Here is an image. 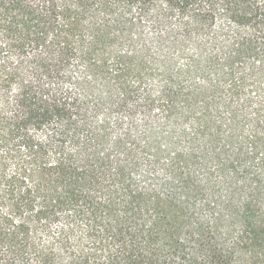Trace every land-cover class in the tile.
Returning <instances> with one entry per match:
<instances>
[{
	"label": "trees",
	"instance_id": "trees-1",
	"mask_svg": "<svg viewBox=\"0 0 264 264\" xmlns=\"http://www.w3.org/2000/svg\"><path fill=\"white\" fill-rule=\"evenodd\" d=\"M0 264H264V0H0Z\"/></svg>",
	"mask_w": 264,
	"mask_h": 264
}]
</instances>
